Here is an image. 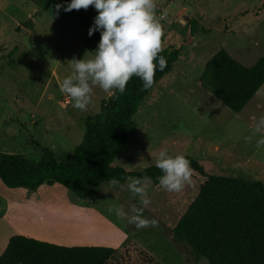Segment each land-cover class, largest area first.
Listing matches in <instances>:
<instances>
[{
  "label": "rangeland",
  "instance_id": "1",
  "mask_svg": "<svg viewBox=\"0 0 264 264\" xmlns=\"http://www.w3.org/2000/svg\"><path fill=\"white\" fill-rule=\"evenodd\" d=\"M68 0H0V152L39 159L44 147L72 152L82 141L85 120L110 96L94 88L87 110L72 107L59 85L71 74L67 61L84 58L95 12L59 11ZM162 26L161 48H179L174 69L149 93L135 116L137 128L114 164L138 171L155 164L162 148L197 159L214 175L264 182V146L254 129L264 116V85L240 112H233L198 79L221 48L245 65L264 55V0H154ZM32 20L33 28L24 26ZM195 31L192 32V23ZM92 54L89 53L90 57ZM88 58V57H86ZM114 90H112V93ZM201 178L180 191L146 186L143 216L156 226L137 228L118 217L142 207L128 183L104 182L92 201L60 184L37 190L9 188L0 179V255L16 234L63 246L118 248L135 240L162 264H209L173 240L172 228L196 195ZM110 209H112L110 211Z\"/></svg>",
  "mask_w": 264,
  "mask_h": 264
},
{
  "label": "trees",
  "instance_id": "2",
  "mask_svg": "<svg viewBox=\"0 0 264 264\" xmlns=\"http://www.w3.org/2000/svg\"><path fill=\"white\" fill-rule=\"evenodd\" d=\"M41 10L49 0H39ZM97 14L96 10L90 6ZM191 31H195V22ZM33 28L32 20L24 23ZM100 32L85 42L95 50ZM159 55L167 61L157 70L153 86L142 89L133 76L123 93L114 92L101 101L95 115L85 120L82 141L72 152L56 153L44 147L39 159L0 152V179L9 188L37 190L41 185L60 184L81 200L92 201L100 185L112 179L125 183L128 178H149L160 186V169L154 165L127 170L115 159L137 128L135 116L157 83L177 64L179 48L166 47ZM199 85L215 94L233 112L242 111L264 85V55L245 65L221 48L205 63ZM192 177L201 178L196 195L189 201L172 228L174 241L192 248L209 264H264V182L208 173L190 155ZM0 264H162L135 240L118 248L109 246H63L25 235H13L0 255Z\"/></svg>",
  "mask_w": 264,
  "mask_h": 264
},
{
  "label": "clouds",
  "instance_id": "3",
  "mask_svg": "<svg viewBox=\"0 0 264 264\" xmlns=\"http://www.w3.org/2000/svg\"><path fill=\"white\" fill-rule=\"evenodd\" d=\"M92 6L97 14L88 35L100 32L95 50L86 52L84 58L73 57L67 61L71 74L59 85L72 101V107L87 110L92 102L94 88L112 94L125 91L127 82L136 76L142 81V89L153 86L157 70L167 67L161 52L162 26L155 14L154 0H68L66 5H56L57 11L87 10ZM92 55L89 57L88 54ZM88 57V58H86ZM254 134L258 135L256 146H264V116L257 120ZM155 167L162 175L159 184L167 191H180L192 176L190 161L184 154H169L162 148L155 157ZM128 189L139 196L142 207H133L129 215L122 206L115 208L118 217H128V222L137 228L156 226V219L143 216L144 208L150 204L146 186L149 178H128ZM113 185L118 181L112 179ZM112 209H110L111 211Z\"/></svg>",
  "mask_w": 264,
  "mask_h": 264
}]
</instances>
